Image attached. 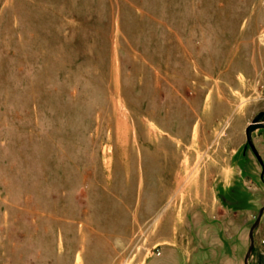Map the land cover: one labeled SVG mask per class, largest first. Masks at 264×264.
Returning <instances> with one entry per match:
<instances>
[{
	"label": "rangeland",
	"instance_id": "1",
	"mask_svg": "<svg viewBox=\"0 0 264 264\" xmlns=\"http://www.w3.org/2000/svg\"><path fill=\"white\" fill-rule=\"evenodd\" d=\"M260 110L264 0H0V264H244Z\"/></svg>",
	"mask_w": 264,
	"mask_h": 264
},
{
	"label": "water",
	"instance_id": "2",
	"mask_svg": "<svg viewBox=\"0 0 264 264\" xmlns=\"http://www.w3.org/2000/svg\"><path fill=\"white\" fill-rule=\"evenodd\" d=\"M262 114H264V112H259L256 114V116L254 117V119L252 120V122L246 127L245 129V134H246V141L249 144V146L251 147L252 151L254 152V154L257 156L259 162L264 165V161H262L261 157L259 156L253 142H252V138H251V133L253 130H255L258 127L264 126V123H261V117ZM261 178L262 180H264V171L261 172ZM264 213V206H262L257 214V217L253 223V225L251 226L250 230H249V246L247 248L246 254L244 256V264H249L248 263V258L249 255L251 254V251L253 249V229L256 227V225L259 223L261 214Z\"/></svg>",
	"mask_w": 264,
	"mask_h": 264
},
{
	"label": "flooded vegetation",
	"instance_id": "3",
	"mask_svg": "<svg viewBox=\"0 0 264 264\" xmlns=\"http://www.w3.org/2000/svg\"><path fill=\"white\" fill-rule=\"evenodd\" d=\"M259 112H264V110H260V111H258L257 113H259ZM254 119V118H253ZM252 122V121H251ZM250 122V123H251ZM249 123V124H250ZM261 123H264V114H262V117H261ZM248 124V125H249ZM247 125V126H248ZM246 126V127H247ZM246 127H245V129H246ZM257 129H262V130H264V126H261V127H258V128H256L255 130H257ZM255 130H253V131H255ZM253 131H252V133H253ZM252 133H251V138H252ZM245 136H246V134H245ZM253 142V141H252ZM244 147L245 148H249L250 149V151L254 154V152L252 151V149H251V147L249 146V144L247 143V141H246V143H245V145H244ZM259 154V153H258ZM254 156L256 157V159H257V161L259 162V160H258V158H257V156L254 154ZM260 156V155H259ZM261 157V156H260ZM262 159V158H261ZM262 161H264V159H262ZM259 164L261 165V168H262V170L261 171H264V165H262L260 162H259ZM260 178H261V175H260ZM262 179V178H261Z\"/></svg>",
	"mask_w": 264,
	"mask_h": 264
}]
</instances>
